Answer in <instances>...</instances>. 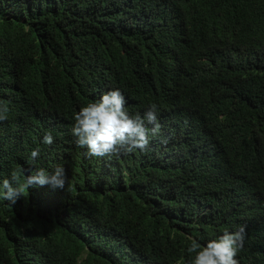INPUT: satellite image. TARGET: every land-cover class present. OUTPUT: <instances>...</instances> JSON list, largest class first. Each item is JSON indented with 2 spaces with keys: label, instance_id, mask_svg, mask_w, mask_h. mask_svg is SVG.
Masks as SVG:
<instances>
[{
  "label": "trees",
  "instance_id": "obj_1",
  "mask_svg": "<svg viewBox=\"0 0 264 264\" xmlns=\"http://www.w3.org/2000/svg\"><path fill=\"white\" fill-rule=\"evenodd\" d=\"M113 88L160 131L88 157L73 114ZM0 100V178L67 177L0 199V264H184L240 225L238 264H264V0H0Z\"/></svg>",
  "mask_w": 264,
  "mask_h": 264
},
{
  "label": "clouds",
  "instance_id": "obj_2",
  "mask_svg": "<svg viewBox=\"0 0 264 264\" xmlns=\"http://www.w3.org/2000/svg\"><path fill=\"white\" fill-rule=\"evenodd\" d=\"M127 100L119 88L102 92L97 98L81 106L73 114L70 134L74 144L84 149L88 157H113L127 155L137 150L148 149L150 139L160 131L158 122V105L150 103L141 116L133 115L126 107ZM8 105L0 100V121L7 119ZM151 125V127H148ZM54 137L45 131L40 144L51 146ZM40 156V148H33L27 159L36 161ZM23 181L13 171L8 178H0V199L14 204L25 189L39 188L45 185L52 189H64L67 183L65 169L62 165L51 171L37 168L25 170ZM245 226H237L235 230L228 228L213 239L201 241L190 238L186 247L188 254L184 264H238L237 254L243 248Z\"/></svg>",
  "mask_w": 264,
  "mask_h": 264
}]
</instances>
